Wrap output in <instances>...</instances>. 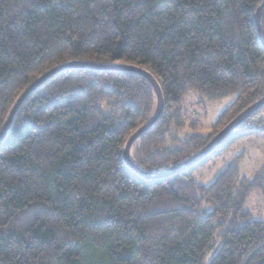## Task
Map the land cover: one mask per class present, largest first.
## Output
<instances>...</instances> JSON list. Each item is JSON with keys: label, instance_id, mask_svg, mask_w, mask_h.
Wrapping results in <instances>:
<instances>
[{"label": "trees", "instance_id": "obj_1", "mask_svg": "<svg viewBox=\"0 0 264 264\" xmlns=\"http://www.w3.org/2000/svg\"><path fill=\"white\" fill-rule=\"evenodd\" d=\"M263 0H0V130L19 94L65 61L131 63L161 85L164 111L131 158L155 172L200 149L264 96ZM264 40V8L261 12ZM236 94L210 132L180 148L181 100ZM156 93L129 71L71 69L35 90L0 145V264H264V220L245 201L264 190L240 155L208 185L193 173L262 127L239 126L197 165L144 179L122 151ZM180 128V129H179Z\"/></svg>", "mask_w": 264, "mask_h": 264}, {"label": "water", "instance_id": "obj_2", "mask_svg": "<svg viewBox=\"0 0 264 264\" xmlns=\"http://www.w3.org/2000/svg\"><path fill=\"white\" fill-rule=\"evenodd\" d=\"M264 8V0L256 9L254 18L257 26V32L260 42L264 45V40L262 36V28H261V12ZM71 69H80V70H103V71H129L137 73L143 76L145 79L149 81L151 86L153 87L156 96H157V104L156 108L151 115V117L142 125H140L126 140L123 151L122 157L126 165L132 169L137 175L140 177L150 180L155 178H162V177H169L171 175H175L179 172H182L194 165L200 163L203 159L207 156L212 154L215 150L219 148V146L223 143V141L239 126H241L246 120H248L251 116L257 113L259 110L264 108V96L247 106L245 109L240 111L231 121H229L222 129H220L212 138L211 140L198 152L194 155L189 157L188 159L177 163L173 166H170L166 169L150 172L144 170L140 166H138L133 159L131 158V148L133 143L141 136L143 133L148 131L156 121L161 117L164 111V97L163 91L161 88L160 83L158 82L157 78L147 69L141 67L137 64L131 63H97L91 61H81V60H70L65 61L59 65H56L38 78H36L31 84H29L16 98L15 102L13 103L11 109L8 112V115L3 123V126L0 130V145L6 139L10 131L11 124L13 119L23 104V102L35 91L37 90L42 84L46 81L54 77L55 75L59 74L60 72L71 70Z\"/></svg>", "mask_w": 264, "mask_h": 264}, {"label": "rangeland", "instance_id": "obj_3", "mask_svg": "<svg viewBox=\"0 0 264 264\" xmlns=\"http://www.w3.org/2000/svg\"><path fill=\"white\" fill-rule=\"evenodd\" d=\"M235 98L236 94H231L218 100H210L200 92L189 91L184 95L180 104L179 114L183 123L182 130H177L174 125L172 128L181 141L175 143L168 140L162 152L166 153L180 148L182 142L191 133L207 134L210 132L218 116L234 102ZM258 116L259 121L254 126L262 127L264 126V120H262L264 112ZM242 127L246 128L247 126L243 123ZM238 155L241 156L239 162L241 176L254 177L257 170L264 165V131L259 135H251L237 140L228 151L196 170L193 173L194 180L204 185L210 184ZM244 206L251 212L252 218L264 220V190L261 188L253 189Z\"/></svg>", "mask_w": 264, "mask_h": 264}, {"label": "built area", "instance_id": "obj_4", "mask_svg": "<svg viewBox=\"0 0 264 264\" xmlns=\"http://www.w3.org/2000/svg\"><path fill=\"white\" fill-rule=\"evenodd\" d=\"M264 109V108H263ZM259 110L257 113H255L253 116H251L248 120H246L244 122V124H246V128H251L254 127V124L257 123V121H259V116L258 115H262L264 110ZM262 120H264V116H262Z\"/></svg>", "mask_w": 264, "mask_h": 264}]
</instances>
